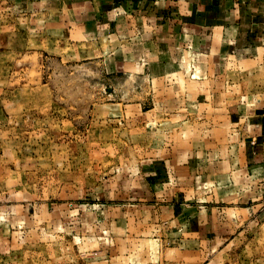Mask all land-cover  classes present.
I'll return each instance as SVG.
<instances>
[{
  "label": "rangeland",
  "instance_id": "1",
  "mask_svg": "<svg viewBox=\"0 0 264 264\" xmlns=\"http://www.w3.org/2000/svg\"><path fill=\"white\" fill-rule=\"evenodd\" d=\"M23 1L0 0V264L159 260L155 240L177 231L151 173L165 170L158 143L173 137L160 107L175 92L110 70L115 25L83 30L76 0ZM253 204L202 264H264V197Z\"/></svg>",
  "mask_w": 264,
  "mask_h": 264
},
{
  "label": "crops",
  "instance_id": "2",
  "mask_svg": "<svg viewBox=\"0 0 264 264\" xmlns=\"http://www.w3.org/2000/svg\"><path fill=\"white\" fill-rule=\"evenodd\" d=\"M74 3L83 30L100 18L105 32L115 25L104 35L119 43L110 70L164 80L175 92L160 107L173 138L158 143L168 156L151 173L150 193L177 232L155 240L165 254L149 263L202 264L264 197V0Z\"/></svg>",
  "mask_w": 264,
  "mask_h": 264
}]
</instances>
